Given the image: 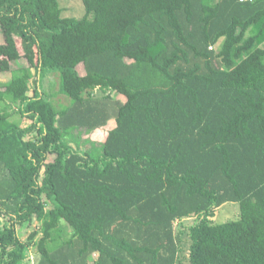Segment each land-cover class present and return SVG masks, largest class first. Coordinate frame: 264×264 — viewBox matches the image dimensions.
I'll return each mask as SVG.
<instances>
[{
	"label": "trees",
	"instance_id": "1",
	"mask_svg": "<svg viewBox=\"0 0 264 264\" xmlns=\"http://www.w3.org/2000/svg\"><path fill=\"white\" fill-rule=\"evenodd\" d=\"M82 1L0 0V264H182L190 216L187 264H264V0Z\"/></svg>",
	"mask_w": 264,
	"mask_h": 264
},
{
	"label": "rangeland",
	"instance_id": "2",
	"mask_svg": "<svg viewBox=\"0 0 264 264\" xmlns=\"http://www.w3.org/2000/svg\"><path fill=\"white\" fill-rule=\"evenodd\" d=\"M60 5L63 7V15L70 16L75 18H81L85 14V7L82 0H59ZM264 47V43H262ZM26 64L25 60H19L13 63V67H17L19 65ZM79 71L84 74L85 71L82 66L79 67ZM60 76L57 74H50L48 75L44 81V89L47 93L50 94L53 101L59 106L61 104H67L68 98L63 95L59 91V78ZM11 79L10 72H0V84L5 83ZM31 90L30 94L33 93L34 89V82H30ZM118 97L125 100L124 96L118 95ZM68 99V100H67ZM12 120L19 121L22 125H26L29 123L28 120L21 118L18 114L13 113ZM113 126V122H111ZM111 126V125H110ZM109 131V127H102L96 129H86V128H75L73 129L70 134L65 137V140L68 141L74 147L81 149L84 148L90 151L93 154H98L102 151L104 147V143ZM51 160V158H50ZM239 217V206L238 203L229 202L222 205L214 218L215 222H225L233 219H237ZM196 220L195 216H190L188 218H184L181 220H176L174 223L175 231L181 232V254L180 258L182 259V264H187L186 252L190 245V238L188 235L187 227L194 223ZM40 225L38 222L33 223H26L22 226H18V234L23 241H27L30 234L34 230H38ZM64 230L71 233L72 229L66 225H64ZM41 237V234L38 235L32 245L27 248L26 251V259L23 260L21 264H38L40 260V253L38 250V241ZM97 255L92 256L91 263L95 260Z\"/></svg>",
	"mask_w": 264,
	"mask_h": 264
}]
</instances>
